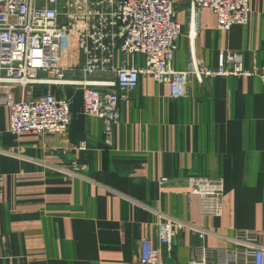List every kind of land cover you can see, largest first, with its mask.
I'll list each match as a JSON object with an SVG mask.
<instances>
[{
    "label": "crops",
    "instance_id": "crops-1",
    "mask_svg": "<svg viewBox=\"0 0 264 264\" xmlns=\"http://www.w3.org/2000/svg\"><path fill=\"white\" fill-rule=\"evenodd\" d=\"M172 1L181 26L173 69L193 59L215 70L227 50L241 55L246 70L264 65V0H248V23L228 31L209 9L191 14L189 0ZM50 89L72 98L65 133L13 136L0 104V264H140L141 241L158 245L159 226L168 222L170 251L159 245L165 264H189L200 229L210 248L235 247L242 230L264 247L261 78L190 77L187 97L173 100L168 86L140 77L119 101L110 144L103 123L83 113L81 90ZM191 177L223 181L219 216L201 214L199 197L188 194Z\"/></svg>",
    "mask_w": 264,
    "mask_h": 264
},
{
    "label": "built area",
    "instance_id": "built-area-1",
    "mask_svg": "<svg viewBox=\"0 0 264 264\" xmlns=\"http://www.w3.org/2000/svg\"><path fill=\"white\" fill-rule=\"evenodd\" d=\"M189 2L191 14L209 9L219 30L248 23V0ZM180 36L172 0H0V104L9 110L10 133L43 137L66 132L72 98L55 95L52 87L81 90L83 113L103 123V138L110 144L119 101L137 87L140 77L168 86L173 100L187 97L190 77L202 82L256 75L264 81V65L246 70L241 55L228 50L219 53L215 70L193 59L185 70L173 69ZM135 55L143 58L142 64L132 63ZM34 87L47 90L25 98V91ZM15 88L21 91L19 98ZM187 184L188 194L201 201L202 215H220L222 180L191 177ZM159 228L158 245L141 241L140 264H165L159 245L170 251L174 233L169 222ZM206 233L196 231L201 242L192 248L189 264H215V258L219 264H264V247L256 244L254 232L238 231L230 249L203 245Z\"/></svg>",
    "mask_w": 264,
    "mask_h": 264
},
{
    "label": "rangeland",
    "instance_id": "rangeland-1",
    "mask_svg": "<svg viewBox=\"0 0 264 264\" xmlns=\"http://www.w3.org/2000/svg\"><path fill=\"white\" fill-rule=\"evenodd\" d=\"M39 90L41 91V89H39ZM44 90H46V88Z\"/></svg>",
    "mask_w": 264,
    "mask_h": 264
}]
</instances>
